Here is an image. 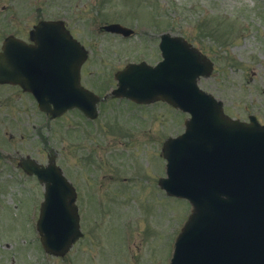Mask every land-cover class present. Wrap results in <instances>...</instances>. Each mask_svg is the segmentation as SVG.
<instances>
[{
	"label": "rangeland",
	"instance_id": "1",
	"mask_svg": "<svg viewBox=\"0 0 264 264\" xmlns=\"http://www.w3.org/2000/svg\"><path fill=\"white\" fill-rule=\"evenodd\" d=\"M40 18L65 19L89 50L84 82L95 90L105 83L102 76L108 79L97 93L129 61L155 63L159 36L168 31L212 61L198 85L222 101L225 113L242 120L252 114L264 123L262 0H0V45L5 31H25ZM111 22L136 33L124 38L101 28ZM3 85L0 150L63 158L80 180L83 236L65 256L43 251L35 229L39 187L0 151V264H167L169 241L191 206L160 189V149L183 131L187 114L156 103L129 121L132 108L111 99L93 121L72 113L51 119Z\"/></svg>",
	"mask_w": 264,
	"mask_h": 264
},
{
	"label": "water",
	"instance_id": "2",
	"mask_svg": "<svg viewBox=\"0 0 264 264\" xmlns=\"http://www.w3.org/2000/svg\"><path fill=\"white\" fill-rule=\"evenodd\" d=\"M104 28L126 30L116 23ZM31 36L37 41L32 49L5 38L0 83L34 91L41 108L53 115L74 105L93 114L96 99L81 87L78 74L86 50L61 21H40ZM160 47L165 59L155 66L130 63L116 73L114 94L137 101L164 99L191 115L185 132L167 138L161 151L167 163L160 187L192 205L169 264H208L226 261L231 254L239 264H250L252 257L264 264V125L254 116L249 122L228 117L222 103L197 86L196 78L209 74L211 62L184 40L162 34ZM34 71L40 80L31 83ZM49 168L50 174L36 166L27 169L47 186L37 230L46 252L64 256L82 232L74 194L56 188L59 179L51 176L57 174L56 166Z\"/></svg>",
	"mask_w": 264,
	"mask_h": 264
},
{
	"label": "flooded vegetation",
	"instance_id": "3",
	"mask_svg": "<svg viewBox=\"0 0 264 264\" xmlns=\"http://www.w3.org/2000/svg\"><path fill=\"white\" fill-rule=\"evenodd\" d=\"M11 31H13V29L11 30ZM71 33L73 34V32L71 31ZM14 35H16L17 34V36L18 37H20V38H22L28 45H34L35 44V41L34 40H32L31 38H30V29H27V30H23L22 32H15L14 31V33H13ZM73 36L74 37H76L74 34H73ZM77 38V37H76ZM89 57V56H88ZM87 61V60H86ZM86 61H85V63H86ZM85 63L82 65V67H81V70H80V75H81V80L83 81V84L86 86V87H88L87 86V84L84 82V80H83V75H84V72H85V69H84V66H85ZM94 71H92L91 73H93ZM104 79V81H105V83L103 84V86H106V83H107V85H108V82H107V80L105 79V78H103ZM101 80H99V82H100ZM8 85H10V86H13L14 88H15V90H16V92H18V94H19V98L20 99H22V98H27L28 100H29V103H31V104H34V103H36L35 102V99H34V97H33V95H32V93H30V92H27V91H24V90H22V88L21 87H19L18 85H14V84H8ZM0 86H5V85H3V84H0ZM8 88V87H7ZM9 89V88H8ZM109 89V88H108ZM10 91V90H9ZM8 91V92H9ZM5 92H7V91H5ZM7 92V93H8ZM5 96V95H4ZM110 97V96H109ZM115 101H117L115 98H113V102H115ZM112 102V103H113ZM126 105L129 107V108H134V109H137V108H142L144 105H141V104H137V103H135V102H133V101H130V100H128L127 102H126ZM105 105H103V107H104ZM164 106V105H163ZM165 107V106H164ZM69 112V111H68ZM68 112H66V113H64L63 115H60L58 118H60V117H64L65 115H67V113ZM43 114H44V116L46 117H50V116H48V115H46V113H44V112H42ZM75 116H78V114H77V112H76V114H75ZM84 116V115H83ZM85 117V116H84ZM86 118V122H89V121H93V120H89V118H87V117H85ZM16 150H14L11 154H8V151H5V153H3V154H7L6 155V158L8 159V160H14L15 161V165L17 166V167H19L20 169H22L21 167H20V163H23V162H25V163H28V162H38L40 165H41V168H44V167H46L47 165H48V163H49V158H48V156L50 155V153L47 151V152H45V157H42V158H40V159H38V158H36V157H34L33 155H31L30 153H25V154H21V153H19V152H15ZM57 154V153H56ZM55 162H56V164L59 166V168H60V172L62 173V175L66 178V180L68 181V184H69V186H71L73 189H74V191H75V193H76V202H77V205H78V208H79V195H80V188H81V186H80V180H79V178H77L76 176H74V174L72 173V172H68V168L66 167V164L64 163V160H63V158L60 156V155H58L57 154V157H55ZM28 176H30V177H33V179H35V181H37L36 180V176L35 175H28ZM37 183L39 184V188H40V193H41V197L43 198V195H44V192H45V188H46V185H45V183H41V182H38L37 181ZM89 188H90V184L87 186V189L86 190H84V193H87L88 192V190H89Z\"/></svg>",
	"mask_w": 264,
	"mask_h": 264
}]
</instances>
